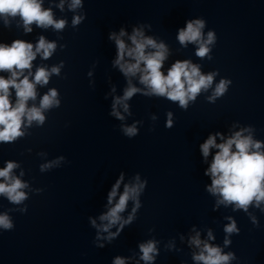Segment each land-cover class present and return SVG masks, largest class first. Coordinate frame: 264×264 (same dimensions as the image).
I'll list each match as a JSON object with an SVG mask.
<instances>
[{
	"label": "clouds",
	"instance_id": "9594fccd",
	"mask_svg": "<svg viewBox=\"0 0 264 264\" xmlns=\"http://www.w3.org/2000/svg\"><path fill=\"white\" fill-rule=\"evenodd\" d=\"M48 3L52 5L54 0H48ZM44 4L45 0H0V18L3 19L5 27H10L12 21L18 18L17 27H22L25 34L33 31L32 25L41 29L51 28L57 33L63 32L68 21L64 18L56 19L52 7L46 8ZM55 7L63 12L65 0H59ZM83 7V0H68V10L73 13ZM85 18L84 13L73 15L72 27L80 25ZM205 24L204 19L186 21V25L178 29L177 40L182 47H187L188 44L196 45L195 55L200 59L211 60L210 45L216 42V34L214 31H208L205 36ZM145 28L150 30L151 25L134 26L131 34L122 27L118 33L111 32L108 37L114 41L116 47L113 67L118 68L126 79L123 94L113 97L110 112L111 116L122 122L126 119L124 114L132 115L128 102L137 94L166 98L178 103L181 109L187 110L190 102L194 103L202 92H208L212 88L214 77L218 74V71L204 74L200 65L190 60L175 61L167 68L165 74L163 69L170 55L169 47L162 40L158 41L153 36L145 35ZM57 47L56 41H49L43 35L39 36L35 44L22 39H15L11 44L0 43V73L7 74L0 75V144L14 143L29 135L28 129L33 125L41 127L45 124L46 112L60 107L59 92L54 87L40 96L37 104V88L46 87L52 76H60L64 61L50 68L37 66L33 71V62L37 57L48 60L54 55ZM59 47L63 49L66 45ZM230 84L231 80L221 79L212 94L207 97V101L214 103L217 98L224 96ZM115 91L113 86L112 93ZM172 116L171 112L167 113L165 126L169 129L173 127ZM151 119L155 121L157 117L153 115ZM141 123L142 121H135L131 125L121 123L120 130L126 137L132 138L138 135L137 125ZM254 133L255 128L248 125L228 137L221 133L210 134L200 145V150L207 160L212 154L211 150L216 149L204 173L211 180L210 185L206 187L207 192L217 198L214 210L220 205L232 206L233 211L242 210L254 226H259L257 217L249 209L255 208L264 212V141L255 139ZM217 136L222 142L217 143ZM31 151L29 148L28 152ZM38 155L46 156L47 153L41 152ZM64 160L65 157L60 156L56 160L41 164L40 171L47 172ZM24 176V169L15 160H6L4 166L0 167V197L16 206L0 212V230L10 231L14 228L10 212H27L25 201L29 199V192L39 194L43 191L40 188L32 189L30 183L23 179ZM146 184L147 180L141 181L139 174L134 177V182L128 183H124L123 173L119 175L107 195V209L98 217L100 223H97V219L89 217L91 227L97 230L95 241L103 239L111 243L119 237L125 226L131 225L135 213L142 206L140 196ZM130 201L133 204L131 214L124 219L122 213L127 210ZM226 219L229 223L223 228V248L229 247L232 243L230 237L240 232L231 216ZM114 226H117L116 231H110ZM192 231L195 234L189 236L187 243L190 248L196 249L191 254L194 264H231L237 259L234 252H224L221 246L212 243L215 236L211 229L207 230L206 239H202L201 233L195 228ZM101 233L107 235L102 236ZM180 238L181 241L184 240L182 235ZM158 243L149 239L138 245L139 260L143 261V264H154L160 253ZM95 244L98 248L105 247L104 243ZM166 249L171 250V246H166ZM113 264H126V259L117 256Z\"/></svg>",
	"mask_w": 264,
	"mask_h": 264
}]
</instances>
